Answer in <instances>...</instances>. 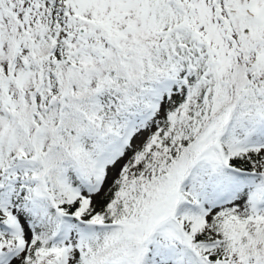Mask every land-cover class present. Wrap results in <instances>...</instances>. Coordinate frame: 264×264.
Instances as JSON below:
<instances>
[{
    "label": "snow or ice",
    "instance_id": "obj_1",
    "mask_svg": "<svg viewBox=\"0 0 264 264\" xmlns=\"http://www.w3.org/2000/svg\"><path fill=\"white\" fill-rule=\"evenodd\" d=\"M0 264H264V0H0Z\"/></svg>",
    "mask_w": 264,
    "mask_h": 264
}]
</instances>
